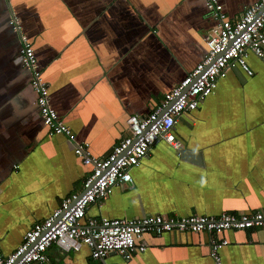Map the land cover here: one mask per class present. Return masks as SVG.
Here are the masks:
<instances>
[{"label":"crops","instance_id":"obj_1","mask_svg":"<svg viewBox=\"0 0 264 264\" xmlns=\"http://www.w3.org/2000/svg\"><path fill=\"white\" fill-rule=\"evenodd\" d=\"M236 19L257 0H219ZM11 15L34 49L50 104L75 134L103 158L127 134L130 115L143 116L207 51L213 25L203 0H0V249L9 254L24 233L62 199L81 190L89 167L63 135H48L18 58ZM252 73L232 63L214 91L176 118L180 148L159 140L131 182L115 185L85 219L147 214L216 216L264 212V56L246 58ZM219 238L221 264H264V228L228 230ZM206 232L143 234L144 251L114 264H214ZM51 264H99L89 249L48 248ZM39 264V263H34Z\"/></svg>","mask_w":264,"mask_h":264},{"label":"built area","instance_id":"obj_2","mask_svg":"<svg viewBox=\"0 0 264 264\" xmlns=\"http://www.w3.org/2000/svg\"><path fill=\"white\" fill-rule=\"evenodd\" d=\"M213 25L205 36L207 51L179 83L164 93L160 103L143 116L130 115L125 121L127 134L116 142L106 157L91 154L89 144L76 140L70 127L63 122L50 104L48 83L37 64L34 49L22 33L20 20L11 15L8 24L18 36V58L29 72L30 87L48 135H63L72 144L73 153L89 167L81 190L69 194L59 206L42 221L35 222L23 235L19 245L7 255L0 249V264H51L48 248L51 245L63 251L89 249L90 257L99 264L115 252L128 260L146 246L138 240L143 234L160 236L165 232L181 234L206 232L208 250L214 264H221L219 251L228 240L219 238L228 230L264 228V212H221L216 216L189 214L184 216L147 214L132 218L85 219L92 203L101 202L115 185L131 182L130 170L139 165L150 146L159 140L180 146L173 127L176 118L194 110L210 95L218 79L225 77L232 63L247 74L252 71L246 62L248 54L264 56V0L247 5L240 16H226L219 0H203Z\"/></svg>","mask_w":264,"mask_h":264},{"label":"water","instance_id":"obj_3","mask_svg":"<svg viewBox=\"0 0 264 264\" xmlns=\"http://www.w3.org/2000/svg\"><path fill=\"white\" fill-rule=\"evenodd\" d=\"M177 151L180 153L181 156H186V153L188 152V150H186L185 148H180V146L177 148Z\"/></svg>","mask_w":264,"mask_h":264}]
</instances>
